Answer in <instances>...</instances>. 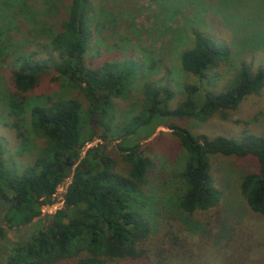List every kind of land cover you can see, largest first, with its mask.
<instances>
[{
	"label": "rangeland",
	"instance_id": "374dc122",
	"mask_svg": "<svg viewBox=\"0 0 264 264\" xmlns=\"http://www.w3.org/2000/svg\"><path fill=\"white\" fill-rule=\"evenodd\" d=\"M66 2L0 0V141L5 167L12 175L20 174L45 144V138L32 128L30 108L35 103L74 98L83 106L84 136L90 120L96 119V133L84 141L80 155L101 143L114 158V169L125 174L129 162L118 144L136 142L140 152L153 160L143 186V210L151 221L149 234L139 244L143 251L135 257H116L111 264H264V214L252 209L239 188L243 174L258 168L256 157L215 153L211 171L220 198L210 208L185 212L178 205L185 149L168 126L173 122L195 135L264 136V83L236 108L214 112L204 120L158 115L128 134L122 126L149 104L145 91L148 83L169 89L168 104L175 107L186 98L185 83L198 85L202 99L204 89L221 90L232 83L241 63L252 70L264 67V0H91L93 36L84 63L96 67L104 61H123L121 67L131 71L130 82L125 83L127 90L120 96L111 95L108 110L100 113L91 112L82 89L54 68L60 55L49 51V42L60 30ZM194 30L229 48V56L203 77L183 69L180 61L182 51L193 42ZM24 58L53 61L45 66L33 88L21 92L22 108L17 116L10 106L16 91L12 70ZM106 125L109 128L105 130ZM103 131L105 139L99 136ZM76 163L74 160L69 175L56 186L51 201L39 205V213L27 218L21 214L25 220L11 219L10 225L17 221L29 234L33 227L50 220L51 214L65 205ZM21 211L19 206L11 214L19 217Z\"/></svg>",
	"mask_w": 264,
	"mask_h": 264
},
{
	"label": "trees",
	"instance_id": "16d2710c",
	"mask_svg": "<svg viewBox=\"0 0 264 264\" xmlns=\"http://www.w3.org/2000/svg\"><path fill=\"white\" fill-rule=\"evenodd\" d=\"M92 8L91 0H67L65 16L59 21L60 30L49 42V51L55 50L60 55L54 68L82 89L91 103V112L100 113L108 110L111 95L120 96L127 90L125 83L129 84L131 71L121 67L123 61H104L96 67L84 63L83 56L93 36ZM228 56L227 45L194 30L193 42L182 51L180 61L183 69L203 77ZM52 61V58H24L12 70L16 93L11 95L10 106L17 116L22 108L21 92L33 88L45 66ZM263 83L264 67L252 70L243 62L232 83L221 90L204 89L202 99L198 97V85L185 83L186 98L175 107L168 104L169 89L161 90L148 83L145 91L150 102L122 125L124 133H133L137 126L151 122L158 115L204 120L214 112L236 108L247 95L259 91ZM82 109V104L74 98L35 103L30 108L32 128L45 138V144L34 161L18 175H12L5 167L0 141V187L9 184L20 197L22 211L19 217L12 215L17 221L39 213V205L51 201L58 183L69 175L63 158L77 160L65 205L56 209L47 223L41 224L31 241L16 247L11 256L15 264H56L60 261L63 264H111L116 257H135L143 251L139 244L151 230V221L143 210L146 202L143 186L153 160L140 152L136 142L118 144L123 158L129 162L125 174L114 169L115 160L101 143L88 147L80 155L84 141L96 133L90 126L84 136ZM100 121L103 122L102 116ZM168 126L173 128L185 149L179 175L182 181L180 209L193 213L210 208L220 198L221 192L211 171V158L215 153L252 154L258 168L243 174L239 188L252 209L264 214L263 135H195L185 126L173 122ZM108 128L106 125L105 130ZM99 136L105 139L106 131ZM21 214L24 219L20 218Z\"/></svg>",
	"mask_w": 264,
	"mask_h": 264
},
{
	"label": "flooded vegetation",
	"instance_id": "af4514ba",
	"mask_svg": "<svg viewBox=\"0 0 264 264\" xmlns=\"http://www.w3.org/2000/svg\"><path fill=\"white\" fill-rule=\"evenodd\" d=\"M73 161L74 159H69V157L63 158L67 169L70 168ZM58 168L61 169L60 166ZM20 202V197L9 184L0 187V226L2 227H0V257L4 256V259L0 258V264H15L11 256L16 251V247L31 241L34 234L41 228V226H35L29 234H25L22 225L16 222L14 225H10V220L13 219L11 213L18 209Z\"/></svg>",
	"mask_w": 264,
	"mask_h": 264
},
{
	"label": "water",
	"instance_id": "95a60500",
	"mask_svg": "<svg viewBox=\"0 0 264 264\" xmlns=\"http://www.w3.org/2000/svg\"><path fill=\"white\" fill-rule=\"evenodd\" d=\"M95 120H96V119H94V118H92V119L90 120V125H91V127H92L93 129H96V128H95Z\"/></svg>",
	"mask_w": 264,
	"mask_h": 264
}]
</instances>
